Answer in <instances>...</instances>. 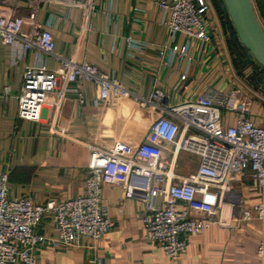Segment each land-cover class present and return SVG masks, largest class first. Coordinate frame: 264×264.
I'll return each instance as SVG.
<instances>
[{"label":"crops","instance_id":"obj_1","mask_svg":"<svg viewBox=\"0 0 264 264\" xmlns=\"http://www.w3.org/2000/svg\"><path fill=\"white\" fill-rule=\"evenodd\" d=\"M207 2L211 38L200 41L181 33L172 36L156 0H84V7L43 2L33 20L28 17L32 0H0V13L22 16L24 32L48 29L54 41L48 54L0 38V95L8 88V97L0 99V171L8 173L9 195L44 204L82 194L90 146L124 159L163 162L175 178L194 172L197 154L148 139L159 109L140 100L155 90L161 99L152 100L163 107L195 99L207 87L243 90L252 99L249 118L264 124V82L257 81V65H238L240 54L230 43L219 1ZM128 38L139 47H130ZM173 45L184 46L185 53L173 54ZM57 57L90 62L115 76L131 94L95 105V85L86 82L82 103L69 93L57 109L46 102L38 121L18 118L17 95L26 66L55 69ZM222 121L234 125V113L225 112ZM124 181L120 176L102 183V204L114 221L110 231L98 239L80 235L71 247L42 243L35 249V264H264L256 253L259 221L241 219L243 210L260 196L249 170L229 182L218 221L189 235L186 250L176 259L147 239L144 203L125 195ZM36 230L48 240L58 235L50 213L42 216Z\"/></svg>","mask_w":264,"mask_h":264},{"label":"built area","instance_id":"obj_2","mask_svg":"<svg viewBox=\"0 0 264 264\" xmlns=\"http://www.w3.org/2000/svg\"><path fill=\"white\" fill-rule=\"evenodd\" d=\"M28 17L34 19L38 5L56 2L84 7V0H32ZM166 15L164 24L174 36L181 33L188 38L209 41L211 34L205 20L209 10L207 0H156ZM22 16L0 13V38L5 44H18L24 50L35 47L52 54L54 41L48 29L34 32L22 30ZM130 47H139L131 38ZM186 49L172 46L173 54L183 55ZM55 69L26 66L17 95V116L38 121L46 102L57 109L62 98L75 94L82 103L84 84L92 82L96 88L94 104L112 97L131 93L113 75L96 65L74 58L57 57ZM263 73L257 65V74ZM185 74L181 75V79ZM238 90L221 91L207 87L195 99L168 106L152 100L161 99L158 90L140 104H150L158 115L150 125L151 143L169 142L200 157L196 170L175 178L163 162L150 164L114 156L102 148L90 146V157L84 181L85 192L73 198L33 202L25 196H10L8 173L0 171V264H35V249L51 241L65 247L76 245L80 235L98 239L113 228L102 204L104 179L124 177L125 195L140 198L144 203L142 222L145 236L159 245L164 254L176 259L186 250L187 237L198 234L218 221L217 212L229 189V182L244 170H249L260 190L258 202L245 208L241 219L256 218L260 223V239L256 253L264 259V124H255L249 110L237 96ZM54 96L51 98V96ZM8 97L3 89L0 99ZM225 112L235 116L234 125H224ZM197 215H192L190 212ZM50 213L57 237L48 240L36 228L42 216ZM95 261V260H93ZM98 264V263H96Z\"/></svg>","mask_w":264,"mask_h":264},{"label":"water","instance_id":"obj_3","mask_svg":"<svg viewBox=\"0 0 264 264\" xmlns=\"http://www.w3.org/2000/svg\"><path fill=\"white\" fill-rule=\"evenodd\" d=\"M229 28L232 48L240 54L238 65H259L264 82V27L251 0H218Z\"/></svg>","mask_w":264,"mask_h":264},{"label":"trees","instance_id":"obj_4","mask_svg":"<svg viewBox=\"0 0 264 264\" xmlns=\"http://www.w3.org/2000/svg\"><path fill=\"white\" fill-rule=\"evenodd\" d=\"M251 1H252V4H254L256 8V14L264 27V0H251ZM260 75H262V73H260L257 76L258 78L257 81L260 80V77H261Z\"/></svg>","mask_w":264,"mask_h":264},{"label":"rangeland","instance_id":"obj_5","mask_svg":"<svg viewBox=\"0 0 264 264\" xmlns=\"http://www.w3.org/2000/svg\"><path fill=\"white\" fill-rule=\"evenodd\" d=\"M236 96L245 103L247 109L249 110L250 105L252 103V99L251 96L249 94H247L245 91L243 90H239L236 92ZM229 113V112H228Z\"/></svg>","mask_w":264,"mask_h":264},{"label":"flooded vegetation","instance_id":"obj_6","mask_svg":"<svg viewBox=\"0 0 264 264\" xmlns=\"http://www.w3.org/2000/svg\"><path fill=\"white\" fill-rule=\"evenodd\" d=\"M263 88H264V85H263Z\"/></svg>","mask_w":264,"mask_h":264}]
</instances>
